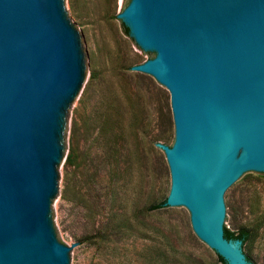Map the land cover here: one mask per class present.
<instances>
[{"label":"water","instance_id":"water-1","mask_svg":"<svg viewBox=\"0 0 264 264\" xmlns=\"http://www.w3.org/2000/svg\"><path fill=\"white\" fill-rule=\"evenodd\" d=\"M118 17L155 54L132 70L170 93L165 204L186 207L226 264H253L226 235L229 194L264 175V0H130ZM87 39L67 0H0V264H75L52 216Z\"/></svg>","mask_w":264,"mask_h":264},{"label":"rangeland","instance_id":"rangeland-1","mask_svg":"<svg viewBox=\"0 0 264 264\" xmlns=\"http://www.w3.org/2000/svg\"><path fill=\"white\" fill-rule=\"evenodd\" d=\"M129 1L67 0L93 61L88 86L63 126L72 161L52 216L59 241L75 264H222L194 233L186 207L151 208L170 190L158 143L173 144L174 122L168 89L131 68L155 54L139 46L118 17ZM227 228L247 230L242 252L264 264V175H247L229 194Z\"/></svg>","mask_w":264,"mask_h":264},{"label":"trees","instance_id":"trees-1","mask_svg":"<svg viewBox=\"0 0 264 264\" xmlns=\"http://www.w3.org/2000/svg\"><path fill=\"white\" fill-rule=\"evenodd\" d=\"M131 108H132V106H130ZM131 122L133 123V128L137 125V120H136V117H134V115H132V117H131ZM72 159V152L71 153H68V159H67V161H72L71 160ZM165 204V200L164 201H162L161 203H158V204H154V205H152L151 206V208L153 209V208H158V207H160V206H162V205H164ZM96 236H92V238H94V237H100V235H99V233L98 234H95ZM226 238H228V239H236V238H238V239H240L241 240V242H242V247H243V244L245 243V242H247L248 241V239H249V234H248V232H247V230H245V229H240V230H238V232H234V231H231L230 229H228L227 228V235H226ZM244 253V252H243ZM217 254V253H216ZM245 254V253H244ZM245 257L247 258V260H250V257L248 256V255H246L245 254ZM217 258H218V260L222 263V264H226V261L220 256V255H218L217 254ZM251 261V260H250Z\"/></svg>","mask_w":264,"mask_h":264}]
</instances>
